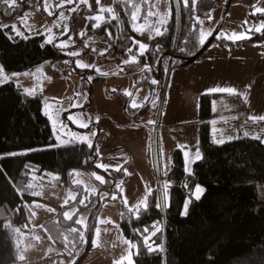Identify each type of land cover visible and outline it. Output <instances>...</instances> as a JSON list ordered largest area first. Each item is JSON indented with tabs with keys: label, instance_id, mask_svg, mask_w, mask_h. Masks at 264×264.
Wrapping results in <instances>:
<instances>
[{
	"label": "trees",
	"instance_id": "16d2710c",
	"mask_svg": "<svg viewBox=\"0 0 264 264\" xmlns=\"http://www.w3.org/2000/svg\"><path fill=\"white\" fill-rule=\"evenodd\" d=\"M141 1L115 0L114 16L96 28L111 42L109 54H124L131 48L137 55V62L134 67L127 68V74L144 65L155 69L160 64L161 82L165 80L163 75L167 67L170 66L171 71L191 64L217 41L231 48L264 41V28L237 41L219 38L214 33L209 46L192 59L206 44L200 45V24L210 20L215 0H187L186 4L178 2L177 6L173 1V17L162 23L155 18H151V23H144L146 18L133 19ZM20 11L18 6L9 8L0 0V20L9 19ZM157 30L162 34L157 35ZM142 36L150 37V43L141 55L135 39ZM65 56L55 43L44 42L43 36H10L6 28L0 27V64L6 72L34 68L46 60ZM143 74L151 76L149 70ZM165 84L169 85V75ZM217 95L204 93L199 97L198 138L202 155L191 170L186 171L184 150L175 149L167 173L168 197L162 188L156 187L149 193L146 206L137 214L122 206L121 230L138 247L134 264H264V142L261 137L239 136L214 143L210 116L212 101ZM148 106L137 109L136 113L127 108V116L137 122ZM53 140L41 97L24 94L13 82L1 84L0 153L45 145ZM94 152L87 144L79 143L0 158V264H22L19 234L31 230L36 213L43 209L40 202H34L39 197L33 194L30 186L32 175L51 182L46 174L51 172L55 183L71 185L73 171L87 172L94 165L97 159ZM119 173L116 172L117 176ZM96 184L99 190L86 197L87 206L95 205L83 240L80 238L82 228L75 223V218L65 219L58 215L47 218L39 227L42 238L60 249L61 259L78 254L75 264L83 263L92 246L98 214L106 203L120 197L121 187L113 181L106 184L96 181ZM198 185L203 186L204 191L196 199L194 192ZM188 198L190 203L184 213ZM158 203L159 208L156 207ZM152 229L156 231L147 240ZM150 241L152 243L148 244ZM153 244H160L161 248L152 249Z\"/></svg>",
	"mask_w": 264,
	"mask_h": 264
},
{
	"label": "rangeland",
	"instance_id": "374dc122",
	"mask_svg": "<svg viewBox=\"0 0 264 264\" xmlns=\"http://www.w3.org/2000/svg\"><path fill=\"white\" fill-rule=\"evenodd\" d=\"M114 1L99 0L97 3V0H88L85 4L81 0L72 3L67 0H17L15 6L21 11L9 19L0 20V27L6 28L8 35L43 36L44 42L55 43L66 54L64 58L46 60L22 71L6 72L0 64L3 69L0 85L13 82L24 94L41 97L42 110L49 118L54 138L52 143L2 152L0 157L85 143L95 150L97 158L87 172L73 171L71 185L55 183L51 172L46 173L51 182L32 175L30 186L33 194L39 197L34 202H40L43 209L36 213V219L30 224L31 230L19 234L22 264H75L78 254L61 259L60 249L42 238L39 227L47 218L58 215L69 219L64 216L68 212L71 219L82 221L78 225L86 235L95 205L87 206L86 197L99 190L97 175L102 177L104 184L113 181L121 187L120 197L106 203L98 214L92 246L82 264H134L138 247L121 230L122 206L137 214L146 206L149 193L156 187L162 188L168 197L167 173L173 152L177 147L181 148L178 145L187 144L189 147L186 171H190V165L198 159L194 158L196 148L202 155L196 131L200 123L199 100L195 95L184 94L186 91L196 92L191 78L193 64L205 63V58L199 57L191 64L171 71L170 66L167 67L163 79L166 80L171 73L168 86L165 80L152 84L151 70L150 77L139 71L143 66L127 74V68L134 67L137 62V55L132 52L109 54L111 42L96 31L97 25L100 27L105 19L114 16ZM173 1L176 6L178 2L187 3V0H142L138 2L134 15L136 19L146 18L144 23H151V18L166 22L174 15ZM215 2L210 20L200 24L205 43L214 37V33L219 38L235 40V35L247 37L257 28L260 31L264 28V0ZM97 16L102 19H95ZM10 25H15V30L6 27ZM135 40L146 46L143 50L138 48L139 54L150 43L147 36ZM73 52L77 55H71ZM78 62L89 66L80 68ZM145 105L149 106L138 116L137 122L127 116V108L136 113ZM97 169L109 173L103 174ZM116 172H120L119 176ZM198 186L202 191L196 193L195 190L194 197L197 194L200 197L204 191L203 186ZM78 198L84 203L75 202ZM189 203L188 198L184 213ZM155 231L152 229L146 239H151ZM157 247L160 244L151 246L152 249Z\"/></svg>",
	"mask_w": 264,
	"mask_h": 264
},
{
	"label": "crops",
	"instance_id": "0c3cea01",
	"mask_svg": "<svg viewBox=\"0 0 264 264\" xmlns=\"http://www.w3.org/2000/svg\"><path fill=\"white\" fill-rule=\"evenodd\" d=\"M200 57L205 58L206 62L197 66L196 63L193 64L191 77L196 85V92L186 91L184 95H195L199 100L200 95L204 93L219 94L212 101V141L219 144L221 140L225 142L239 136H249L261 137L264 142V119H260L264 117V41H252L236 48H231L223 41H217ZM206 65L209 68H206ZM170 74L169 84L172 78ZM221 88H231L234 91H214ZM196 131L199 143V126ZM178 146L184 150L185 161V153L189 152V147L187 144ZM197 153L199 154L196 148L194 158H197ZM192 165L193 163L190 166Z\"/></svg>",
	"mask_w": 264,
	"mask_h": 264
},
{
	"label": "snow or ice",
	"instance_id": "6c2138e0",
	"mask_svg": "<svg viewBox=\"0 0 264 264\" xmlns=\"http://www.w3.org/2000/svg\"><path fill=\"white\" fill-rule=\"evenodd\" d=\"M16 2H17V0H3V3H4V4H7V5L9 6V8L15 6ZM67 2H68V3H72L73 0H67ZM81 2L86 4V3L88 2V0H81ZM97 3H99V0H97ZM73 11H75V9H73ZM101 11H103V9H102ZM257 11H260V9H257ZM61 16H63L62 13H61ZM95 19L99 20V19H102V17L97 16V17H95ZM133 19H134V20L136 19L135 15H133ZM98 26H99V25H97V27H98ZM6 27H11V28H13V29L15 30V27H16V26H15V25H10V26H6ZM256 31H260V28H257ZM17 34H20V33L17 32ZM160 34H162V33L159 32V30H157V35H160ZM209 35H211V33H209ZM234 38H235V40H239V39H242V38H244V37H243V35H235ZM49 42H51V38H49ZM204 43H205V40H204V38H203V36H202L201 39H200V45L203 46ZM61 47H63V45H61ZM139 47H140L141 50H143V49L146 48V46H145L144 44H142V43L139 45ZM128 51L131 52L132 49L129 48ZM142 54H143V51L141 52V55H142ZM71 55L75 56V55H77V53L73 52V53H71ZM134 59H135V57H133V60H134ZM124 63H128V61H125ZM78 66H79L80 68H86V67H88L89 65H86V64H83V63H79V62H78ZM2 71H3V69H0V72H2ZM151 83H152V84H156L157 81H156V80H152ZM214 91H217V92H233L234 90L231 89V88H228V89H223V88H221V89H215ZM128 95H131V94L129 93ZM135 106H136V105L133 104V107H135ZM260 119H264V117H260ZM85 126H86V125H85ZM245 135H247V134H245ZM219 142H220V143H223L222 140L219 141ZM185 155H186V156L188 155L187 152L185 153ZM0 158H2V157H0ZM197 158H199V154H198V153H197ZM96 180L101 181V183H103V179H102V177L99 176V175L96 176ZM165 187H167V185H165ZM201 191H202V189H200L199 186H197V188H196V193H199V192H201ZM196 199H199V195H198V194L196 195ZM65 203H67V201H65ZM80 203L83 204L84 201H80ZM160 206H161V205H160L159 203L156 205V207H158V208H159ZM186 207H187V206L185 205V210H186ZM64 216H65V217H68L69 219H71V217L69 216V213H68V212H65V213H64ZM75 223H76V224H81L82 221L79 220V219H77V220L75 221ZM72 231L75 232L76 229L73 228ZM80 238H81V240H83V238H84V233H83V232L80 233ZM93 243H95V241H93ZM149 250H151V249H149ZM21 259H23V257H21Z\"/></svg>",
	"mask_w": 264,
	"mask_h": 264
},
{
	"label": "water",
	"instance_id": "95a60500",
	"mask_svg": "<svg viewBox=\"0 0 264 264\" xmlns=\"http://www.w3.org/2000/svg\"><path fill=\"white\" fill-rule=\"evenodd\" d=\"M231 2V1H230ZM229 2V5H230ZM212 40V39H211ZM211 40H209L204 46L203 48H201V50L196 54V56L192 57V59L196 58L199 54H201L205 48H207L209 46V44L211 43ZM145 70H151L152 74H153V80H156L157 83L160 80L161 77V69H160V64L158 65L157 70H155L151 65H144L143 68L140 70V72H144ZM156 83V84H157Z\"/></svg>",
	"mask_w": 264,
	"mask_h": 264
},
{
	"label": "flooded vegetation",
	"instance_id": "af4514ba",
	"mask_svg": "<svg viewBox=\"0 0 264 264\" xmlns=\"http://www.w3.org/2000/svg\"><path fill=\"white\" fill-rule=\"evenodd\" d=\"M157 68H158V66H157ZM157 68H155V70H157Z\"/></svg>",
	"mask_w": 264,
	"mask_h": 264
}]
</instances>
